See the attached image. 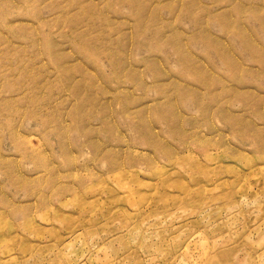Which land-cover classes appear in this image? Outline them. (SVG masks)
<instances>
[{
    "label": "rangeland",
    "instance_id": "obj_1",
    "mask_svg": "<svg viewBox=\"0 0 264 264\" xmlns=\"http://www.w3.org/2000/svg\"><path fill=\"white\" fill-rule=\"evenodd\" d=\"M0 264H264V0H0Z\"/></svg>",
    "mask_w": 264,
    "mask_h": 264
}]
</instances>
